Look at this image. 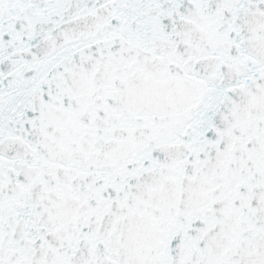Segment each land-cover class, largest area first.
<instances>
[{
  "label": "snow or ice",
  "instance_id": "6c2138e0",
  "mask_svg": "<svg viewBox=\"0 0 264 264\" xmlns=\"http://www.w3.org/2000/svg\"><path fill=\"white\" fill-rule=\"evenodd\" d=\"M0 264H264V0H0Z\"/></svg>",
  "mask_w": 264,
  "mask_h": 264
}]
</instances>
